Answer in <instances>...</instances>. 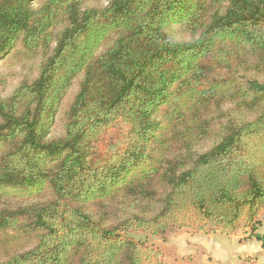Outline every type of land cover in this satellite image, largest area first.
<instances>
[{"label":"trees","instance_id":"16d2710c","mask_svg":"<svg viewBox=\"0 0 264 264\" xmlns=\"http://www.w3.org/2000/svg\"><path fill=\"white\" fill-rule=\"evenodd\" d=\"M8 61L0 264H149L130 231L264 246V0H0Z\"/></svg>","mask_w":264,"mask_h":264},{"label":"crops","instance_id":"0c3cea01","mask_svg":"<svg viewBox=\"0 0 264 264\" xmlns=\"http://www.w3.org/2000/svg\"><path fill=\"white\" fill-rule=\"evenodd\" d=\"M221 237H225L224 244ZM157 246L165 251L169 264H264V246L239 230L224 234L182 229L164 236ZM228 246L230 250L225 249Z\"/></svg>","mask_w":264,"mask_h":264},{"label":"rangeland","instance_id":"374dc122","mask_svg":"<svg viewBox=\"0 0 264 264\" xmlns=\"http://www.w3.org/2000/svg\"><path fill=\"white\" fill-rule=\"evenodd\" d=\"M24 69L21 68L19 65H16L12 61L2 62L0 63V96H4L9 93L14 85L17 83L19 78L21 77ZM65 104V102H64ZM61 126L62 123L59 121L58 116H56V122L51 129L52 135H58L61 133ZM125 138V129L120 128H109L107 129L103 135L101 140L98 143V148L101 154H107L113 151L114 149L121 147L124 143ZM259 219L261 220V225L257 228V233L264 235V210H262L259 214ZM186 229V228H174L169 230L162 236H156L151 234H146L141 231H130L125 235L131 237L134 240H142L145 244H147L152 249L159 250V254L156 258H153L149 264H169L165 257V251L160 249L157 245H161V239L164 236H170V234L178 232L179 230ZM188 230V229H187ZM240 233H249L250 229H246L241 227L239 229ZM225 238V237H224ZM223 237L220 238V243L224 244ZM27 245L25 242H22L16 246ZM7 247L11 248L10 244H6L0 242V247ZM27 247V246H26ZM226 250H230V247H226ZM3 251L0 252V262L2 261ZM165 257V258H164ZM176 260V259H175ZM210 261V260H209ZM243 261V260H242ZM241 261V262H242Z\"/></svg>","mask_w":264,"mask_h":264}]
</instances>
